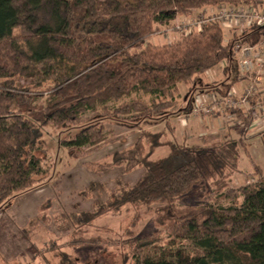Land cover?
Returning <instances> with one entry per match:
<instances>
[{"label": "trees", "instance_id": "16d2710c", "mask_svg": "<svg viewBox=\"0 0 264 264\" xmlns=\"http://www.w3.org/2000/svg\"><path fill=\"white\" fill-rule=\"evenodd\" d=\"M115 2L106 9L96 0H0V208L48 177L39 156L46 127H75L109 114L132 116L130 121L161 117L180 83L234 61L235 42L255 45L264 38V27L254 25L225 44L222 24L214 22L173 43L150 41L180 17L207 16L220 6L257 8L264 0ZM141 93L157 99L148 105L123 101ZM87 113L93 118H85ZM148 136L154 146L148 154L138 144L134 155L113 159L114 165H126L125 172L142 167V178L121 187L95 212L69 220L83 228L124 206H157L156 223L168 227L173 240L160 247L140 240L134 264H264V178L230 187L246 149L243 142L210 147L170 142L168 155L153 159L162 135ZM103 142L102 130L89 126L65 146L80 150ZM192 195L203 196L205 205L177 207ZM66 255L59 264H72Z\"/></svg>", "mask_w": 264, "mask_h": 264}, {"label": "rangeland", "instance_id": "374dc122", "mask_svg": "<svg viewBox=\"0 0 264 264\" xmlns=\"http://www.w3.org/2000/svg\"><path fill=\"white\" fill-rule=\"evenodd\" d=\"M96 1L104 4L106 9H112L116 3L115 0ZM120 1L125 6L124 3L136 5L140 0ZM203 15L197 13L192 17H180L172 26L160 27L151 43L162 46L199 32L191 23L183 27L184 31L180 30L183 32H179L177 27L184 20L188 23ZM222 27L227 42L228 28L225 24ZM213 71L214 75L209 71L198 79L180 83L172 98L167 99L171 107L161 117L130 121L132 116L129 115L113 119L111 114L109 117L99 115L93 118L92 113H87L85 118H93L90 122L75 127L57 128L53 124L46 127L43 130V151L39 156L49 171L48 177L42 185L15 196L0 208V264H59L63 253L70 256L72 264H134L135 246L140 240L156 241L158 247L168 246L173 237H170L168 227L156 223L157 206L138 209L124 206L121 212L104 213L83 228L69 220L71 215L95 212L99 204L112 200L121 187H131L142 178L145 172L142 167L125 172L126 165H114L113 159L116 155H120L121 159L134 155L138 144L141 153L148 154L154 148L151 147L150 134L162 135L153 159L167 156L170 142L181 145L199 143L201 146L195 147H210L236 138V141L243 142L246 149L240 154L239 172L231 177L230 187L237 189L256 184L264 178V155L256 160L258 164L250 158L258 148L264 152L263 142L249 139L251 133L247 131L257 115H244V118L239 115L240 106L245 110L247 105L245 102L240 104L239 98L222 100L220 97L225 96L230 88L226 85L227 75L220 65ZM234 72L237 74L236 67ZM24 83L28 85L30 81ZM43 90L39 89L40 92ZM36 96L39 102L44 100L41 93ZM133 98L145 105L157 99L141 93L123 101L129 102ZM119 104L109 103L108 107L115 109ZM210 118L218 119L220 127L229 128L227 139L215 125L212 127L215 132H211L208 124L197 125V122ZM89 126L101 129L105 142L80 150L65 146ZM262 134L264 136V131ZM199 196L202 200L197 199ZM199 196L192 195L177 203V207L185 209L205 205L202 202L204 197Z\"/></svg>", "mask_w": 264, "mask_h": 264}, {"label": "crops", "instance_id": "0c3cea01", "mask_svg": "<svg viewBox=\"0 0 264 264\" xmlns=\"http://www.w3.org/2000/svg\"><path fill=\"white\" fill-rule=\"evenodd\" d=\"M217 9H218V7L210 9V12H216ZM255 9L258 10L259 13L263 14L264 13V4L259 3L258 7ZM250 28H251V26H248L245 28V30H250ZM240 36H241V32L238 29L237 30H235L234 28L228 29V40H227V42H225V44H228L231 40H233L234 38L240 37ZM241 45L242 46H255L257 44L251 45L249 43H244V44L241 43ZM234 54H235L234 61H232V62L224 61L220 64V69H222L223 73H225V75H227L228 83L226 85L230 86V88H228V90L225 92L226 95L225 96L221 95L223 97H220V98H222V100L224 98L226 99L228 97L229 98L230 97L239 98L240 104H241V102H245L247 104L245 106L246 107L245 110H243V108L240 106L239 110L241 111V113L244 112L243 115H249V113H250V115H253V116L257 115L256 116L257 119L255 117L254 118L255 121L247 129V131H249V133H251L249 139L254 138L256 140H260V141L262 140L263 145H264V136L262 134V131H264V62L261 64H258L254 71H252L250 73H243L240 70L241 53L240 52H234ZM234 64H235V66H234ZM232 67H233V69H232ZM235 67L237 68V74H235V72H234ZM215 68L210 70V71H212V73L214 72L213 75L215 74V71H213ZM251 86H255L254 95L251 96L250 98H248V100L243 101L245 94H246V91ZM213 96H215V95H213ZM211 120L213 122L215 121V124L213 122H211ZM217 121H218V119H211L210 118L209 120L207 119V120H202L200 122H197V125L200 123L203 125L208 124L211 127V132H215V131H213V128H212L215 125V127L219 128L218 132H221L222 134H224L223 137L226 138L227 131L229 130V128H226V126L220 127V125ZM258 126H260V127L258 128ZM193 140L195 142V139H193ZM234 140H236V138H234ZM187 145L188 146H201L199 143L187 144ZM214 145H217V144H214ZM211 146H213V145H211ZM262 155H264V152L262 151V149L258 148V151H255L250 156L251 161L255 164H258L256 162V160H258Z\"/></svg>", "mask_w": 264, "mask_h": 264}, {"label": "built area", "instance_id": "2783aa9c", "mask_svg": "<svg viewBox=\"0 0 264 264\" xmlns=\"http://www.w3.org/2000/svg\"><path fill=\"white\" fill-rule=\"evenodd\" d=\"M190 19V18H188ZM186 20L178 25L177 30L183 32L184 26L193 25L198 30H201L204 25H209L214 22L225 24L228 29L239 30L243 35L245 28L248 26L264 27V13H259L255 8L250 7H218L216 12H211L210 15H203L195 20ZM183 30V31H180ZM260 45V46H259ZM233 52L241 53L240 70L243 73H250L256 69L258 64L264 62V38L261 42L255 46H242L240 41H237L234 45ZM255 93V86H251L245 94L244 100H248ZM231 99V97H230ZM229 100V99H228ZM235 104V101L233 100Z\"/></svg>", "mask_w": 264, "mask_h": 264}]
</instances>
